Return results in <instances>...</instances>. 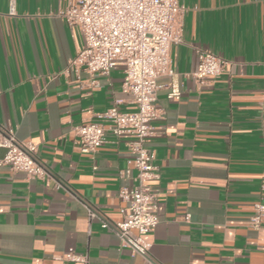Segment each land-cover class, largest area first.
Here are the masks:
<instances>
[{
    "label": "crops",
    "instance_id": "crops-1",
    "mask_svg": "<svg viewBox=\"0 0 264 264\" xmlns=\"http://www.w3.org/2000/svg\"><path fill=\"white\" fill-rule=\"evenodd\" d=\"M76 1L0 0V130L33 143L47 173L0 167V264H143L101 226L122 218L130 137L108 133L87 153L74 134L108 107L136 110L121 67L92 77L69 68L83 37L61 12ZM179 3L175 73L157 79L147 143L158 173L148 253L157 264H264V219L252 226L254 204L264 203V0ZM196 48L228 61L210 82L193 76ZM86 206L98 216L89 220Z\"/></svg>",
    "mask_w": 264,
    "mask_h": 264
},
{
    "label": "built area",
    "instance_id": "built-area-1",
    "mask_svg": "<svg viewBox=\"0 0 264 264\" xmlns=\"http://www.w3.org/2000/svg\"><path fill=\"white\" fill-rule=\"evenodd\" d=\"M182 10L179 0H77L61 12L83 37V45L69 61V68L77 74L83 70L92 77L121 67L122 89L136 104L131 112L108 107L99 113L100 122L76 125L73 130L80 150L87 153L104 144L108 133L115 138L130 137L126 141L129 168L124 174L131 184L119 189L122 218L112 226L102 220L101 226L111 227L120 246L140 255L143 264H157L149 256L150 243L144 239L158 223L157 191L152 184L158 173L153 150L147 143L155 133L151 122L157 117V79L175 73L170 45L181 42L177 19ZM13 12L11 5L10 14ZM195 53L193 76L200 84L212 81L228 63L206 49L196 48ZM179 95L180 91L171 87L169 96ZM0 147L4 149L0 167L22 172L29 179L46 176L43 165L33 156L35 145L18 140L13 128L0 130ZM253 209L252 226L257 227L264 219V203H255ZM86 210L89 220L98 216L91 207L86 206ZM65 257L73 261L85 258L72 253Z\"/></svg>",
    "mask_w": 264,
    "mask_h": 264
}]
</instances>
